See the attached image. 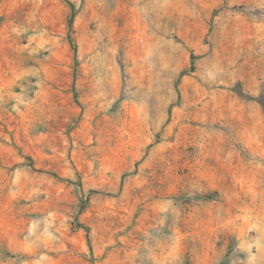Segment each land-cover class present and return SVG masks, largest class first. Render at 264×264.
<instances>
[{
  "label": "rangeland",
  "instance_id": "1",
  "mask_svg": "<svg viewBox=\"0 0 264 264\" xmlns=\"http://www.w3.org/2000/svg\"><path fill=\"white\" fill-rule=\"evenodd\" d=\"M71 1L0 0V264H264V0Z\"/></svg>",
  "mask_w": 264,
  "mask_h": 264
},
{
  "label": "trees",
  "instance_id": "2",
  "mask_svg": "<svg viewBox=\"0 0 264 264\" xmlns=\"http://www.w3.org/2000/svg\"><path fill=\"white\" fill-rule=\"evenodd\" d=\"M64 1L69 6V9H70V12H69V15H68V19H67V26L70 29L69 30V34H68V39H69L70 43L73 45V39H72V35H71V28H72V24H73V20H74V16H75V5H74V3L71 0H64Z\"/></svg>",
  "mask_w": 264,
  "mask_h": 264
}]
</instances>
